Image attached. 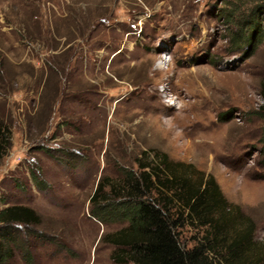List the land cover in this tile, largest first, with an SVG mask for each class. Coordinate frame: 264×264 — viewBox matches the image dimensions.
I'll return each mask as SVG.
<instances>
[{"label": "rangeland", "instance_id": "1", "mask_svg": "<svg viewBox=\"0 0 264 264\" xmlns=\"http://www.w3.org/2000/svg\"><path fill=\"white\" fill-rule=\"evenodd\" d=\"M263 93L264 0H0V211L38 218L0 225L5 264H122L106 240L126 223L96 206L163 156L213 179L226 240L250 224L258 256ZM181 225L184 248L206 230Z\"/></svg>", "mask_w": 264, "mask_h": 264}, {"label": "trees", "instance_id": "2", "mask_svg": "<svg viewBox=\"0 0 264 264\" xmlns=\"http://www.w3.org/2000/svg\"><path fill=\"white\" fill-rule=\"evenodd\" d=\"M257 26L251 24L242 32L247 44L254 41V34L258 33L256 37L260 39ZM4 136L0 132V142ZM169 165L164 156L159 165H140L138 176L127 174L125 187L121 186L119 195L115 194L116 198L123 194L121 199L97 204L96 214L126 223L124 228L107 236L106 241L115 248L112 259L122 264H264V251L258 256H247L246 250L251 246L250 224L226 240L224 231L230 206L213 179L208 176L189 181L177 176ZM99 189L98 182L91 203L95 202ZM162 190L170 192V196ZM185 221L206 229L190 248L182 247L177 235V229ZM37 222V216L27 208L0 211L1 226ZM4 254L0 247V264H5Z\"/></svg>", "mask_w": 264, "mask_h": 264}]
</instances>
